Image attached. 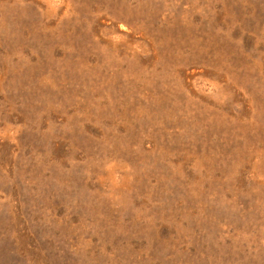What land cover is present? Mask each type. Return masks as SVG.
Instances as JSON below:
<instances>
[{
	"label": "rangeland",
	"instance_id": "374dc122",
	"mask_svg": "<svg viewBox=\"0 0 264 264\" xmlns=\"http://www.w3.org/2000/svg\"><path fill=\"white\" fill-rule=\"evenodd\" d=\"M0 264H264V0H0Z\"/></svg>",
	"mask_w": 264,
	"mask_h": 264
}]
</instances>
